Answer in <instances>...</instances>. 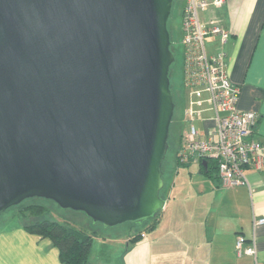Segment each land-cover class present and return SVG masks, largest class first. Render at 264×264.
Wrapping results in <instances>:
<instances>
[{
    "label": "water",
    "instance_id": "obj_1",
    "mask_svg": "<svg viewBox=\"0 0 264 264\" xmlns=\"http://www.w3.org/2000/svg\"><path fill=\"white\" fill-rule=\"evenodd\" d=\"M173 2L0 0V217L35 197L104 227L164 208Z\"/></svg>",
    "mask_w": 264,
    "mask_h": 264
},
{
    "label": "crops",
    "instance_id": "obj_2",
    "mask_svg": "<svg viewBox=\"0 0 264 264\" xmlns=\"http://www.w3.org/2000/svg\"><path fill=\"white\" fill-rule=\"evenodd\" d=\"M200 15L204 24H219L230 32L223 45L209 36L215 44L207 50L225 51L229 79L240 87L237 105L258 114L254 132L264 137V0H224ZM183 99L186 105L185 93ZM245 174L252 190L246 184L223 186L216 177L209 179V187L200 195L205 200L198 206L182 210L173 199H165L151 229L155 235L150 251L129 250V244L139 241L144 246L143 238L123 241L127 252L121 264H264V223L253 224V217H264V170L248 167ZM23 224L0 228V264H65L49 238L27 231ZM237 234L254 239V256L236 255Z\"/></svg>",
    "mask_w": 264,
    "mask_h": 264
},
{
    "label": "built area",
    "instance_id": "obj_3",
    "mask_svg": "<svg viewBox=\"0 0 264 264\" xmlns=\"http://www.w3.org/2000/svg\"><path fill=\"white\" fill-rule=\"evenodd\" d=\"M224 0H185L181 20L182 79L187 103L186 139L179 146L177 159L212 162L223 186L249 185L245 169L264 170V137L255 135L258 114L241 110L238 105L240 87L233 84L226 69L223 48L209 52L206 38L216 36L226 43L230 32L219 24L206 25L201 12L221 6ZM202 122L199 129L195 121ZM264 223V217H253V224ZM143 236V232L141 234ZM235 253L255 255V242L237 234Z\"/></svg>",
    "mask_w": 264,
    "mask_h": 264
},
{
    "label": "rangeland",
    "instance_id": "obj_4",
    "mask_svg": "<svg viewBox=\"0 0 264 264\" xmlns=\"http://www.w3.org/2000/svg\"><path fill=\"white\" fill-rule=\"evenodd\" d=\"M185 0H174L173 9L169 18V26L172 35V48L175 52V62L172 68V86L176 100V109L170 128L169 149L166 153L163 162V179L164 186L161 189V195L171 201L174 200V205L181 207L182 210L190 209L194 205H199L204 202V197H200L206 187H209V179H216V172L212 170L210 173H205L200 170L199 161L190 159L186 163L177 162V151L179 146L186 139L187 123L183 118L185 104L182 101L184 90L182 88V45H181V18ZM216 37V36H215ZM206 38L207 47L211 44L220 45L218 37L211 40ZM181 95V101H180ZM199 126L200 122L195 121ZM40 203L47 207L45 216L58 221H67L70 224L83 229L85 232L92 234V245L90 257L97 264H121L125 263L126 252L123 241H128V237L132 233L142 229L143 240L129 244L131 253L149 252L152 246V237L155 235L151 229L146 227L150 223L147 219L141 224L124 223L114 227H104L100 222L92 223V219L81 211L71 209H63L55 202L45 198H30L24 201L21 207H16L8 210L0 217V228L8 224H17L19 222H27L32 218H25L22 210L31 204ZM186 211H184L185 213ZM187 213V212H186ZM146 231H143L144 229ZM173 231V230H172ZM150 246V247H148ZM135 247L134 249H132Z\"/></svg>",
    "mask_w": 264,
    "mask_h": 264
},
{
    "label": "trees",
    "instance_id": "obj_5",
    "mask_svg": "<svg viewBox=\"0 0 264 264\" xmlns=\"http://www.w3.org/2000/svg\"><path fill=\"white\" fill-rule=\"evenodd\" d=\"M177 162L179 163L178 159ZM200 170L205 173H210L216 169L212 162L207 163L204 167L202 162H199ZM216 177L218 178L217 174ZM22 205V204H21ZM15 206L12 208H18ZM11 208V209H12ZM47 207L40 203H34L22 210L25 218L32 220L24 222L23 227L31 232L42 237L50 239L52 244L58 249L59 258L65 264H94L90 257L92 234L85 232L83 229L70 224L67 221H58L46 217L44 214ZM157 213L153 218H150V224L146 227L152 229L158 218ZM142 231L129 235V242H134L142 238Z\"/></svg>",
    "mask_w": 264,
    "mask_h": 264
},
{
    "label": "flooded vegetation",
    "instance_id": "obj_6",
    "mask_svg": "<svg viewBox=\"0 0 264 264\" xmlns=\"http://www.w3.org/2000/svg\"><path fill=\"white\" fill-rule=\"evenodd\" d=\"M172 75V74H171ZM172 89H173V86H172ZM173 96H174V93H173ZM180 101H181V95H180ZM182 99H183V97H182ZM174 101H175V105H176V100H175V96H174ZM182 101H184V99L182 100Z\"/></svg>",
    "mask_w": 264,
    "mask_h": 264
}]
</instances>
